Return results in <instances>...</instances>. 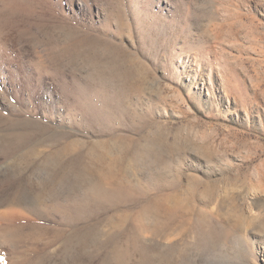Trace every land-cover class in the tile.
<instances>
[{
	"label": "rangeland",
	"instance_id": "374dc122",
	"mask_svg": "<svg viewBox=\"0 0 264 264\" xmlns=\"http://www.w3.org/2000/svg\"><path fill=\"white\" fill-rule=\"evenodd\" d=\"M0 264H264V0H0Z\"/></svg>",
	"mask_w": 264,
	"mask_h": 264
}]
</instances>
